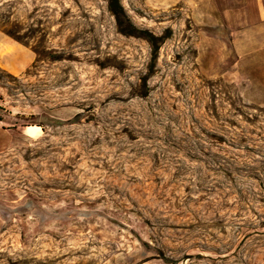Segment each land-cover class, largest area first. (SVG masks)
<instances>
[{"label":"rangeland","instance_id":"rangeland-1","mask_svg":"<svg viewBox=\"0 0 264 264\" xmlns=\"http://www.w3.org/2000/svg\"><path fill=\"white\" fill-rule=\"evenodd\" d=\"M120 1L0 0V264H264V0Z\"/></svg>","mask_w":264,"mask_h":264},{"label":"trees","instance_id":"trees-1","mask_svg":"<svg viewBox=\"0 0 264 264\" xmlns=\"http://www.w3.org/2000/svg\"><path fill=\"white\" fill-rule=\"evenodd\" d=\"M108 10L114 17L119 33L126 36H134L150 41L152 35L147 30L139 29L130 19L120 0H105ZM158 48H154L153 55L157 56Z\"/></svg>","mask_w":264,"mask_h":264},{"label":"crops","instance_id":"crops-1","mask_svg":"<svg viewBox=\"0 0 264 264\" xmlns=\"http://www.w3.org/2000/svg\"><path fill=\"white\" fill-rule=\"evenodd\" d=\"M243 48L250 52L264 45V22L243 31Z\"/></svg>","mask_w":264,"mask_h":264}]
</instances>
